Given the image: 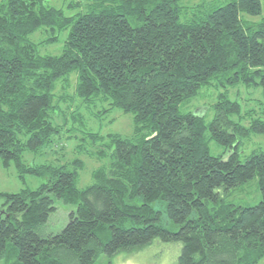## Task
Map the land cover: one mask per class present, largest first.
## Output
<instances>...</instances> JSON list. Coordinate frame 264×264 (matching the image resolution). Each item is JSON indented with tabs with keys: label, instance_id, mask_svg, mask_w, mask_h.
Listing matches in <instances>:
<instances>
[{
	"label": "trees",
	"instance_id": "obj_1",
	"mask_svg": "<svg viewBox=\"0 0 264 264\" xmlns=\"http://www.w3.org/2000/svg\"><path fill=\"white\" fill-rule=\"evenodd\" d=\"M181 3L85 0L84 10L67 15L47 0L0 1V160L21 178H47L36 190L0 192V258L96 264L160 239L181 244L178 264H260L264 150L242 161L241 146L264 135V120L243 113L226 93L207 110L181 107L216 78L264 90V19L250 25L242 17L262 14L263 3L196 5L192 18H183ZM42 28L53 33L48 44L67 31L60 55L40 54L31 36ZM72 74L75 96H60V104L79 99L106 104L101 113L118 108L133 115L132 135L88 134L95 147L87 154L110 161L92 172L85 188L78 186L80 159L72 170L23 161L26 151L37 152L59 134L55 91ZM60 112L62 126L77 123L72 105ZM210 141L229 156L213 155ZM256 177L257 205L226 202L224 195ZM57 201L76 209L61 231L43 234Z\"/></svg>",
	"mask_w": 264,
	"mask_h": 264
},
{
	"label": "rangeland",
	"instance_id": "obj_2",
	"mask_svg": "<svg viewBox=\"0 0 264 264\" xmlns=\"http://www.w3.org/2000/svg\"><path fill=\"white\" fill-rule=\"evenodd\" d=\"M1 1V0H0ZM85 0H47V5L56 8L64 9L67 15H75L85 9ZM230 0H182L184 13L187 16L183 18H192L195 14V6L200 5L202 9L209 10L221 5H224ZM263 12L257 16L243 14L244 21L248 24H258L264 19V0ZM79 2L80 5L75 8H70L71 4ZM133 25L135 21L131 19ZM67 31L60 34L58 42L44 43V41L53 36V33L42 28L31 36V40L36 43L37 48L42 55H60L64 48V42ZM77 76L72 74L70 79L59 81L55 91V112L58 115H53L55 125L61 127L60 132L56 135L54 141L37 152L26 151L23 154L25 164L36 167L44 164H49L54 167H66L73 169L72 162L80 159L84 162V168L80 172L78 186L85 188L92 184V172L100 166L109 163L110 158L103 161L91 157L86 150L94 148L93 139L89 137V133H99L103 136L110 134H120L122 136L132 135L134 131L133 115L126 114L120 109L115 108L108 113H101L106 104H89L83 105L81 100L76 99L73 102L67 103L58 102L60 96L72 95L75 96ZM220 93L229 94L231 100L237 101L243 113L251 110L254 118H262L264 120V90L262 88L247 87L238 85L230 87L225 82V79L216 78L211 83L200 91L199 95L187 105L181 107V111H203L209 109L212 104L217 101ZM68 105H72V110L79 113L77 123L75 125L69 123L67 126H62L60 109L65 111ZM67 111V110H66ZM209 118L214 112H210ZM248 118H252L248 115ZM70 129V131H67ZM60 136V138H57ZM241 140V139H240ZM242 141V140H241ZM210 151L213 155H223L226 159L229 156L225 152V148L220 146L215 141L209 142ZM264 150V135L254 134L242 141L241 159L244 161L253 152ZM47 182L46 177H40L31 174H24L21 178L16 167L12 165L9 168H4L0 160V192L19 193L24 190H36L42 184ZM227 203H233L240 206H255L261 201V192L259 188L258 178L240 185L229 193L224 195ZM57 210L50 217L49 222L42 228L43 234L56 233L61 231L69 222V215L76 209L73 205H68L62 201H57ZM10 246L8 247V249ZM11 252V250H10ZM181 253L180 243H166L160 239H155L149 246L137 250L134 253H120L109 259L103 256L96 264H178ZM16 257L12 255L10 258H0V264H15ZM69 264H72L71 262ZM264 264V258L260 262Z\"/></svg>",
	"mask_w": 264,
	"mask_h": 264
}]
</instances>
